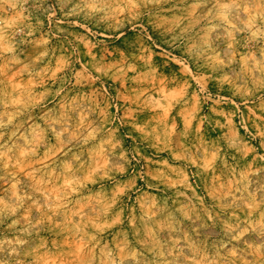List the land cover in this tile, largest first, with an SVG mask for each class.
I'll return each instance as SVG.
<instances>
[{
    "label": "clouds",
    "instance_id": "obj_1",
    "mask_svg": "<svg viewBox=\"0 0 264 264\" xmlns=\"http://www.w3.org/2000/svg\"><path fill=\"white\" fill-rule=\"evenodd\" d=\"M264 0H0V264H264Z\"/></svg>",
    "mask_w": 264,
    "mask_h": 264
},
{
    "label": "rangeland",
    "instance_id": "obj_2",
    "mask_svg": "<svg viewBox=\"0 0 264 264\" xmlns=\"http://www.w3.org/2000/svg\"><path fill=\"white\" fill-rule=\"evenodd\" d=\"M254 181L264 182V174L261 175H255L252 177Z\"/></svg>",
    "mask_w": 264,
    "mask_h": 264
}]
</instances>
